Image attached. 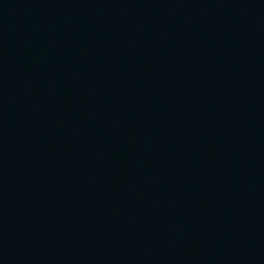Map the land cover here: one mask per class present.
Instances as JSON below:
<instances>
[{
	"label": "water",
	"instance_id": "obj_1",
	"mask_svg": "<svg viewBox=\"0 0 264 264\" xmlns=\"http://www.w3.org/2000/svg\"><path fill=\"white\" fill-rule=\"evenodd\" d=\"M0 264H264V0H0Z\"/></svg>",
	"mask_w": 264,
	"mask_h": 264
}]
</instances>
